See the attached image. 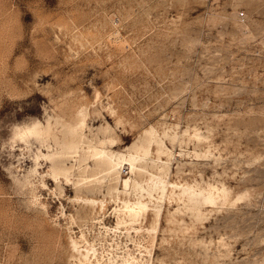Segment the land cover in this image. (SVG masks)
<instances>
[{
    "label": "rangeland",
    "instance_id": "1",
    "mask_svg": "<svg viewBox=\"0 0 264 264\" xmlns=\"http://www.w3.org/2000/svg\"><path fill=\"white\" fill-rule=\"evenodd\" d=\"M0 264H264V0H0Z\"/></svg>",
    "mask_w": 264,
    "mask_h": 264
},
{
    "label": "bare ground",
    "instance_id": "2",
    "mask_svg": "<svg viewBox=\"0 0 264 264\" xmlns=\"http://www.w3.org/2000/svg\"><path fill=\"white\" fill-rule=\"evenodd\" d=\"M84 122H85L84 120H81L78 123V125H71V124H69V119L67 120L65 117L59 116L55 122L48 121L46 125H42L39 123L32 128H16V130L14 132V136L16 138V141L19 144L20 143H29L30 142L29 139L32 138V139L40 142L41 144L46 145V147H53L52 145H50V143H51L50 140H52L53 143H55L54 146L58 147L57 150L55 152H54V150H52L53 152H50V150H49L47 154H41V156L45 157L46 159L51 161L50 173L52 176L55 177V179H58L59 176H63L66 179V181L69 182V175L71 173L73 165H71V167H69L67 162L69 161L70 158L73 159L77 154H79L80 150L84 147V145L88 144L87 143V137L85 136V134L83 132ZM75 123H77V122H75ZM112 139H114V138H112ZM103 141L104 140H102V144H104ZM114 142L110 141V143H114ZM148 145H149V143H148ZM139 146H137L138 150H139ZM135 151H136V149H135ZM159 151H161V150H159ZM110 152L111 151L108 152V151L102 150V151H99L96 153V155L98 156V162L99 163L104 162L107 166L106 175H107V177H109L110 183H111V181L118 183V181L120 179V168H121L123 163H128L134 172L135 170H138L137 169L138 163L141 160H143L142 157L138 153L133 154L131 152L132 154L130 153L131 155L130 156L128 155L129 158L127 159L124 157V154H122L123 156L122 155L120 156L121 153L117 154V155H119L117 158V157L112 155L113 152H111V153ZM114 155H116V154L114 153ZM143 155L146 156L147 153L145 152V154H143ZM126 157H127V155H126ZM125 161H127V162H125ZM123 184H124V190L123 191L125 193H128V191L131 189V186H132L131 179L130 178L124 179ZM136 184H137V182L134 183L133 186H138V184L137 185ZM113 185H114V183H113ZM139 187H140V185L138 186V188ZM114 188H115V186H114ZM134 189H135V187H134ZM135 190H137V187ZM141 202L136 203V206H126V214L128 217H130L131 221L132 220H135V221L139 220L138 218L147 211V205L143 204ZM73 244L75 246H78L75 241H73ZM75 248H77V247H75Z\"/></svg>",
    "mask_w": 264,
    "mask_h": 264
}]
</instances>
